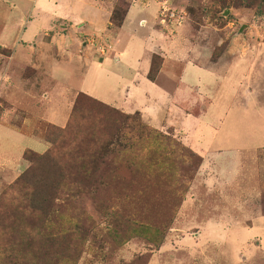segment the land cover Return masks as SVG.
Wrapping results in <instances>:
<instances>
[{
  "label": "rangeland",
  "instance_id": "obj_1",
  "mask_svg": "<svg viewBox=\"0 0 264 264\" xmlns=\"http://www.w3.org/2000/svg\"><path fill=\"white\" fill-rule=\"evenodd\" d=\"M132 2L96 0L95 4L113 11L116 24ZM75 4L77 17H91L90 25L64 14L67 1L36 0L32 10L23 0H0V35L5 33L9 41L14 38L13 51L22 46L18 56L25 57V42L35 50L41 43L36 37L46 33L48 44L50 39L54 43L42 48L43 54L56 62L74 55L98 59L104 49V61L83 70L84 86L92 97L162 133L165 146L172 149L167 160L171 164L164 166L157 164L158 157L150 150L142 151L149 165L125 145L107 150L97 164L95 180L102 184L95 196L91 186L73 180L75 174L57 179L56 203L74 205L77 226L86 222L96 227L87 236L89 246L78 264H264V232L255 230L257 221L251 215L258 204L264 213V187L257 201L252 195L241 196L245 181L238 177L240 170L244 174L248 170L246 165L239 170L240 160H248L254 171L264 166V0H151L147 7L133 5L129 25L117 32L112 23L115 28L103 29L102 11L79 1ZM60 15L72 23L50 29ZM141 19L146 20L144 27ZM151 28L156 30L155 42L154 37L148 40ZM161 58L166 61L164 74ZM152 62L154 74L160 69L154 75L156 83L148 78ZM12 70L0 67V121L3 117L7 127L0 125V184L4 181V185L29 166L26 149L22 154L21 148L31 140L18 138L17 129L35 117L38 123L32 124L28 135L43 139L49 126L45 121L63 127L80 94L75 93L73 102L62 103L54 93L57 104L48 112L40 110L48 118L42 119L27 104L34 106L37 95L42 101L39 92L54 85L48 80L45 85L46 78H40L29 87L27 100H20L5 90L6 76L9 81L14 77ZM55 84L64 91L76 89L68 79ZM41 149L44 145L36 152ZM134 152L142 156L140 148ZM223 152L227 158L235 154L243 158L227 161ZM253 155L255 164L249 161ZM67 160H62L63 171L71 167ZM225 192L237 198L230 199ZM235 200L249 210L242 215L239 205L231 202ZM116 211L120 216H111ZM115 227L119 235L111 234Z\"/></svg>",
  "mask_w": 264,
  "mask_h": 264
},
{
  "label": "trees",
  "instance_id": "obj_2",
  "mask_svg": "<svg viewBox=\"0 0 264 264\" xmlns=\"http://www.w3.org/2000/svg\"><path fill=\"white\" fill-rule=\"evenodd\" d=\"M127 9L116 24L112 15L116 28L122 26ZM159 70L155 69V74ZM155 74L152 62L149 80L154 81ZM44 140L46 151L27 149V170L0 192H5L0 198V264H78L82 259L89 246L87 236L96 227L86 222L77 226L74 205L56 203L57 179L75 174L73 180L91 186L95 196L102 184L101 179L95 180L97 164L107 150L125 145L144 165L149 164L143 150L154 152L161 166L171 164L167 160L172 158L162 133L84 93L76 98L65 127L49 124ZM138 148L142 156L135 154ZM66 158L71 167L63 171L62 160ZM127 197L130 201L133 198ZM114 215L120 216L118 211L111 213ZM118 227L111 230L112 235L120 234Z\"/></svg>",
  "mask_w": 264,
  "mask_h": 264
},
{
  "label": "crops",
  "instance_id": "obj_3",
  "mask_svg": "<svg viewBox=\"0 0 264 264\" xmlns=\"http://www.w3.org/2000/svg\"><path fill=\"white\" fill-rule=\"evenodd\" d=\"M62 1H67V3H68V6L66 7V11L64 12V14H66L67 17L72 16V18L76 22L83 21L84 23H88L90 25V22L92 21L91 17H89V16H87L86 19H84V20H82V19L77 17V10L75 9V7H76L75 2L79 1V3H83L86 8H88V7L95 8V9H98L99 11L103 12V14H104V19H103V23H102L103 29L107 28L108 26H109V29L110 28H115V27H111L110 26L111 25V16H112L113 11H111V10L105 11L103 9V8H105L104 6L95 4L96 0H62ZM80 1H83V2H80ZM35 2H36V0H33V1L32 0L31 1L23 0V3L26 4L25 6L31 8L32 10H35V8H36L35 6H33L35 4ZM70 2H74L73 5H72V7H73L72 9H71V6H70ZM55 3H56V6H57L58 3L57 2H55ZM150 3H151V0H149L147 2H143V0L142 1L141 0H133L131 5H129V7L127 9V14L125 16V19L123 21L122 26L116 28V32L119 31V30H122L124 27L126 29V27L129 25V21L130 20H127V19H128L129 14L132 13V6L133 5L137 4V5H141V6H146L147 7V5H149ZM109 8L111 9V7H109ZM73 9H74V11L72 12ZM38 13L42 15L43 12H38ZM67 17H65L64 15H60V16H58V18H54L55 20L53 19L52 20V24H51L53 26L50 27V29L58 28V24H59V27H60L59 29L64 28V26H61L60 23H63V22L70 23L71 20H68ZM139 23H140V25L142 27H144L146 25V20L145 19H141ZM50 29H46V30L49 31ZM155 31L156 30L153 29V28L150 29V34L148 35L149 36L148 40L149 39L151 40V38L153 39L154 36L152 35V33L155 32ZM38 37L41 38L38 41V42L41 41L40 45L38 46L36 44L35 47H34L35 48V50H34L31 47L29 42H25V45L27 47V48H25V50H26L25 55L26 56L25 57H19L18 53H19L20 49H24V48L22 46H18L13 51V48H15L16 44H17L15 42L14 38L11 39L12 41H9L8 39H6L5 33L1 34L0 35V49H1V55L3 57V63L0 62V67L3 66V68L5 70L6 67L8 66V70H10V69L14 70V77L11 79V81H9V76H6V81L9 84V87H5V90H6V92L11 91V92L15 93L16 95H18L17 97H19L20 100H23V101L27 100L26 97L28 95L29 90H31V89H29V87L32 84L38 83L40 78H46V79H43L45 85L47 84V82H46L47 80L52 82V84L54 85V87H52V89H45V90H42L41 92H39V93H43V95L41 96L42 101L37 99V97H38V95H37L35 97L34 106H32L31 104H27L26 102L24 104V105H26V104L29 105L32 110H35V112H36L35 115L41 116L42 119L45 118V120H48V118L45 115H43L44 117H42V115L39 113V111L40 110H44L45 112H48L49 108L52 105L57 104L56 103V99L54 97V93L59 95V101L62 102V103L73 102V98H74L75 93H77V94L78 93H84V94H87V95L91 96V93H90V91L88 89V86H84V84H83L84 81H85V78L87 77V75L83 73V70L93 66L95 64L93 62H95V61L103 62L104 61L103 57H105L106 54H105V50L103 49V50L100 51L101 54H100L98 59H92L91 60L88 55H84V57H82L80 55H74V56H72L70 58V60H61V61H57L56 62L49 55L43 54V50H42V48H44V47L46 48L48 45H52L54 43V39H53V41H52V39H50L49 44H48V39L45 38V37H47L46 33H44L43 35H40V36L38 35L36 37V39H38ZM154 38L155 39H154L153 42H155L158 39L156 36ZM150 43L152 44V41H150ZM85 45H86L85 42H83L82 43L83 49H84ZM7 48L11 49V54H10V51L7 50ZM16 57H17V59H16ZM64 58H66V57H64ZM16 61H18V65L17 66L16 65L11 66L12 63L16 62ZM40 64H41V67L39 66ZM163 64H164V67L162 66L163 68H161V70H162V72L164 74L165 73V69H166L165 68V65H166V61L165 60H164ZM151 66H152V64H151ZM72 68H74V71L69 72L68 70H66V69H72ZM77 69H80V70H77ZM188 69H190V67H188L187 70ZM30 71L32 72V74L34 76L29 73ZM56 71H58V73ZM166 72H167V75H168V70H166ZM184 72H185L184 68L180 69L179 78H181V80H183L182 78H183ZM27 73H28V77L26 76ZM186 73H187V71H186ZM169 74H171L173 76L172 72L171 73L169 72ZM75 76L78 77L77 78V82H75L73 80V78H76ZM79 76H80V80H79ZM61 79H63V80H67L68 79V81L70 82V85L73 86V87H76V89L73 88V90H71V92H70V90L64 91L63 88H58L56 86L55 82L58 81V80L61 81ZM152 82L156 83L155 80L152 81ZM181 82L182 81H180V84H181ZM1 85L4 86L3 84H1ZM158 86L160 87V89L166 90L161 85L158 84ZM81 88H82V91H80ZM24 89H27V90L23 91ZM18 90L20 91V94L18 93ZM21 92H22V94H21ZM32 92H34V91H32ZM51 92H53V95H52ZM36 93L39 94L38 92H36ZM31 101H32V99H31ZM73 105H74V102H73ZM107 105H109V104H107ZM67 108H71V107L67 106ZM72 108H73V106H72ZM34 118H32V119H30L28 121L29 124L26 122L25 125L21 128L20 131L17 129L18 132L15 133L17 135V137L20 138V139H23L25 137V138L31 140V141H28V140L25 141L24 145L21 148L22 154H23V151L25 149L26 150L27 149H32L34 151H37L39 146L42 148V146L44 145V149L43 150L41 149V151H38V152L42 153V152L46 151V149L48 148V144L43 140L44 137L42 139V137L38 138L36 136H33V134L28 135L29 131L31 130L32 124L38 123V121L36 119H34ZM67 121H68V117H67V120H66L65 123H67ZM45 122H47L48 125L49 124H53V123L48 122V121H45ZM2 124H4V125H2ZM0 125L4 126L5 128H7L5 123H4V118L3 117H2V120L0 121ZM53 125H55V124H53ZM65 125H63V127ZM58 127H60V126H58ZM9 130L12 131L11 129H9ZM224 153H226V152H223L222 158L223 159L226 158L227 161L232 159V158H234V157L236 159H239V160L243 158L242 154L237 155L235 153H234L235 155L232 154L233 155L232 157L227 158V154H224ZM254 157H255V155H253V157L252 156L250 157V160H249L250 163H254L255 164V161H257V160ZM241 161H243V162H241ZM247 161L248 160H240L239 161V165H240L239 166V170L244 165L248 166V170H246L245 174H244V172L242 170H240V174L238 175V177H240V176L243 177L242 181H245V183H244V185L242 186V189H241L242 193L240 194V192H239V195L245 196V197H248V196L252 195V196L256 197L255 201H257V199H260L259 195L262 194V193L260 194V192L261 191L263 192V187H264V166H262V165L258 166L257 165L258 166V171L257 170L254 171L246 163ZM235 171H236V169H235ZM252 172H256V173L252 174ZM252 181H254V182H252ZM11 183L12 182H9L6 185H9ZM255 183H256V185H255ZM6 185H4V181H1L0 192H1L2 188L4 186H6ZM229 190L232 192V190L228 188V191ZM224 194L227 195L230 199L237 198V197H234L236 195H231L228 192H225ZM231 202H232V204L239 205L238 208H239V211L241 212L242 215H243V213L246 210H249L247 204H243L242 205L236 200L235 201H231ZM228 203H230V202L228 201ZM256 204H258V203H256ZM249 205H251V203ZM258 205H260V206L258 208H255L254 212L251 213V215L254 216L253 220L257 221V223L255 224V230H258V232L261 231L263 233L264 232V213L261 210L262 209L261 204H258ZM259 211H260V213H258ZM250 228H251L250 231H253L254 228H252V227H250Z\"/></svg>",
  "mask_w": 264,
  "mask_h": 264
},
{
  "label": "built area",
  "instance_id": "obj_4",
  "mask_svg": "<svg viewBox=\"0 0 264 264\" xmlns=\"http://www.w3.org/2000/svg\"><path fill=\"white\" fill-rule=\"evenodd\" d=\"M168 11H170V10H168ZM168 11H167V12H168Z\"/></svg>",
  "mask_w": 264,
  "mask_h": 264
}]
</instances>
